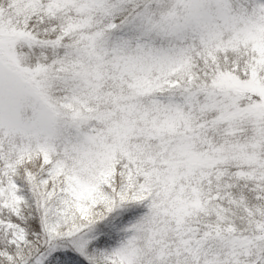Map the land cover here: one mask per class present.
Instances as JSON below:
<instances>
[{"label": "snow or ice", "instance_id": "1", "mask_svg": "<svg viewBox=\"0 0 264 264\" xmlns=\"http://www.w3.org/2000/svg\"><path fill=\"white\" fill-rule=\"evenodd\" d=\"M0 264H264V0H0Z\"/></svg>", "mask_w": 264, "mask_h": 264}]
</instances>
